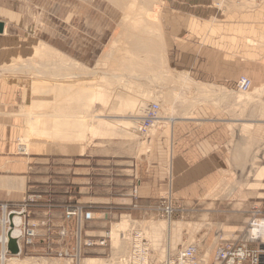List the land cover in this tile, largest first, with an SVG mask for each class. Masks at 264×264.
I'll return each instance as SVG.
<instances>
[{
  "label": "crops",
  "instance_id": "obj_1",
  "mask_svg": "<svg viewBox=\"0 0 264 264\" xmlns=\"http://www.w3.org/2000/svg\"><path fill=\"white\" fill-rule=\"evenodd\" d=\"M161 21L167 71L199 88L182 96L194 104L178 106L143 160L61 154L44 139L33 140L28 111L42 104H33V83L1 79L0 217L2 205L11 220L18 213L12 205L34 199L30 222L38 226L34 243L41 249L72 252L81 261L104 251L113 221L129 218L149 242L153 264L192 245L202 264H213L217 239L241 245L252 208L264 205V189L254 195L242 187L244 167L261 148L252 135L264 130V0H163ZM0 23L1 59L15 51L18 38ZM243 76L252 81L248 94L237 91ZM167 204L170 215L158 210ZM75 206L93 219L68 215ZM106 236V247L84 246ZM246 245L258 250L264 243Z\"/></svg>",
  "mask_w": 264,
  "mask_h": 264
},
{
  "label": "rangeland",
  "instance_id": "obj_2",
  "mask_svg": "<svg viewBox=\"0 0 264 264\" xmlns=\"http://www.w3.org/2000/svg\"><path fill=\"white\" fill-rule=\"evenodd\" d=\"M162 2L0 0V19L7 22L8 34L18 38L15 53L9 50L7 56L0 59V70H6L3 76L0 75V81L33 83L29 91L33 94V104L37 101L42 104L29 108L28 113L35 119L32 133L49 118L53 119L52 124L78 119L82 121V124L78 123L81 125L77 129L79 138L50 141L48 144L59 147L55 152L123 162L149 156V145L160 127L152 131L150 139L137 134V118L143 115V109L148 104L158 103L162 115L172 118L171 114H175L179 105L194 104L181 102L182 96L194 95L199 88L185 83L184 77L167 71L163 53ZM20 67L32 69H23L21 75L8 72ZM35 70L49 74L42 78ZM84 88L88 89L87 93L78 94ZM66 90L75 93L68 94ZM96 96L100 98L98 104L94 103ZM123 98H128V106L123 105ZM91 120L105 125L97 129ZM36 139L49 142L48 138L35 137L33 140ZM21 143L25 144L24 141ZM252 143L261 148L254 152L255 155L253 153L248 167H244L247 180L242 182V187L256 195L264 189V130L262 134L252 135ZM252 211L251 222L264 220L261 218L264 205L256 204ZM258 211L261 214H257ZM28 212L27 220L30 221L31 210ZM113 224L109 232L116 228L115 239H109L103 252L91 253L85 258H99L96 264H116L128 254L131 235L140 228L129 218L117 219ZM249 225L242 231V237L248 232ZM34 240L30 245L22 240L23 252L11 257L19 258L21 263L28 260L26 264H35L38 259L49 260L47 264H84L85 258L78 261L72 257V252H69L70 257L61 258L56 251L41 249ZM0 264L8 263H3L0 258Z\"/></svg>",
  "mask_w": 264,
  "mask_h": 264
},
{
  "label": "built area",
  "instance_id": "obj_3",
  "mask_svg": "<svg viewBox=\"0 0 264 264\" xmlns=\"http://www.w3.org/2000/svg\"><path fill=\"white\" fill-rule=\"evenodd\" d=\"M251 89V79L245 76L241 77L238 81L237 91L241 94H248ZM173 120L174 119L162 115V107L160 104L151 103L143 109V115L139 117L135 131L140 137L150 139L152 131H155V129L158 130V127L162 129L166 123H171ZM160 128L159 130H161ZM135 193H137V191L134 189V194ZM32 203H34V199L26 201L23 204L12 205L15 209H18V213L13 216H19L21 218V224L19 226L20 242L25 240L27 245L32 244L33 239H35L38 235L36 231L38 226L30 225V221L27 220L30 215L28 210H30ZM158 208L159 211L165 213L166 215L173 213V208L170 204H167L166 206L161 205ZM84 209L85 208L83 206H75L74 210L68 212L67 214L76 217L83 215L85 221L92 220L93 214L91 212H84ZM2 210L3 215L0 217V237H3L4 242L3 244L0 243L1 260L3 259L2 257L12 256L8 247L12 239L16 240L13 238L11 233L15 226L14 222L9 219V206L2 205ZM256 213L260 214V211ZM23 220H25V222ZM263 221L264 220L254 219L249 225L250 227L248 232L252 228H261L260 225ZM247 233L244 237H242V244L239 246L231 240H225L220 237L217 243L216 257L213 264H245L248 261L251 264H260L264 256V246L258 250H250L246 244L248 242L264 243V239L260 236L249 239L247 237ZM108 239L109 238L107 236L99 239L98 241L88 239L84 241V246L87 248H93L95 246L106 247ZM59 257H70V254L67 252L60 253ZM151 257V247L149 242L145 239L143 232L140 230H134L131 235V245L128 254L117 260L116 264H153ZM158 264H202V262L198 257L197 247L192 245L186 248L178 249L173 255Z\"/></svg>",
  "mask_w": 264,
  "mask_h": 264
},
{
  "label": "bare ground",
  "instance_id": "obj_4",
  "mask_svg": "<svg viewBox=\"0 0 264 264\" xmlns=\"http://www.w3.org/2000/svg\"><path fill=\"white\" fill-rule=\"evenodd\" d=\"M142 1V0H141ZM157 7V6H155ZM159 9V8H158ZM155 12V11H154ZM153 15V14H151ZM157 15V13H156ZM157 17V16H156ZM23 69H32L30 67H20L18 68V70H8L9 73H20L21 75V71ZM6 71V70H0V75L3 76V72ZM36 73H38L42 78H47L48 74L49 73H46L44 71H39V70H35ZM77 75H74V77L77 79L76 77ZM81 76V75H80ZM9 77V76H8ZM62 78V77H61ZM62 79H65V78H62ZM81 80V79H80ZM24 81V80H22ZM48 82V81H47ZM50 82V81H49ZM59 82V81H58ZM61 82V81H60ZM56 83V82H54ZM57 84V83H56ZM55 84V85H56ZM87 88H84L83 90H79L78 91V94L79 93H82V94H86L87 93ZM66 92L69 94V93H75V91H71L69 92L68 90H66ZM77 93V91H76ZM81 94V95H82ZM101 93H99L98 95H100ZM100 101V98L98 96L95 97V100H94V103H99ZM93 102V101H92ZM97 103V104H98ZM100 105V104H99ZM123 105H129L128 103V98H123ZM99 108V107H98ZM97 111V110H96ZM99 116V115H98ZM92 121V120H91ZM53 122V119L50 120L47 119L45 120V123L43 122L38 128H34L33 129V136H32V139H35V137H41V138H48L49 139V142L51 141V143H55L54 141L56 140H71V139H77L79 138L77 136V129L81 126L80 124L78 123H81L82 124V121H79L78 119H74L73 121H66V122H62V123H54L52 124ZM92 124H94L97 129L100 128V126L102 125H105V124H100V123H95L94 121L91 122ZM91 124V125H92ZM90 125V124H89ZM128 126V124H126ZM61 127H65V128H61ZM55 128H58V130H55ZM95 136V135H94ZM45 140V139H44ZM74 141V140H73ZM59 142V141H57ZM61 142V141H60ZM64 143H69V142H64ZM75 143V142H74ZM145 144V143H144ZM23 145V149L22 151L23 152H29V144L25 141V144H22ZM14 222V226L15 228L11 231L12 233V236L13 238H15L17 240V243H18V246L19 248L21 247V242H20V238H19V233H20V228L18 227V225L21 223V219L20 217L16 216L13 218V221ZM261 228H252L248 233H247V237L249 239L251 238H254L256 236H260L264 239V221L261 222V225H260ZM118 231L116 230V228H114L113 232L110 233V236L113 237V239H115L116 235H117ZM4 242V239L3 237H0V243L3 244ZM2 252V251H1ZM2 261L3 263H10V264H26V261L24 262H20L21 260H19V258L17 257H11V258H7V257H2ZM49 261V260H48ZM47 259H38L35 264H47L48 263ZM96 260H90V259H87L84 261V264H96L95 262ZM31 264H34L31 263ZM107 264V263H106Z\"/></svg>",
  "mask_w": 264,
  "mask_h": 264
},
{
  "label": "water",
  "instance_id": "obj_5",
  "mask_svg": "<svg viewBox=\"0 0 264 264\" xmlns=\"http://www.w3.org/2000/svg\"><path fill=\"white\" fill-rule=\"evenodd\" d=\"M4 25L0 23V34L3 32ZM9 251L12 256H18L20 254V248L16 240L12 239L9 243Z\"/></svg>",
  "mask_w": 264,
  "mask_h": 264
}]
</instances>
